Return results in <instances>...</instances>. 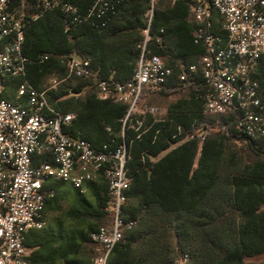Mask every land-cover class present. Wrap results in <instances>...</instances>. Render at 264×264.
Returning a JSON list of instances; mask_svg holds the SVG:
<instances>
[{
    "label": "trees",
    "instance_id": "trees-1",
    "mask_svg": "<svg viewBox=\"0 0 264 264\" xmlns=\"http://www.w3.org/2000/svg\"><path fill=\"white\" fill-rule=\"evenodd\" d=\"M19 1L13 0L17 5ZM24 1L30 14L31 6L37 0ZM59 1L75 10H65L57 5L31 19L25 31L23 52L30 61L26 78L42 89L49 78L66 75L60 58L62 54L77 52L89 59L90 78L62 81L57 88L46 92L47 100L62 112L75 113L71 122L63 126L64 133L86 139L97 149L104 143L112 146L123 141L127 143L131 153L130 184L125 191L127 203L122 207V213L124 217L134 219L135 226L114 245L108 263L176 264L187 256L182 264H245L246 258L264 254V149L236 128L237 114H220L224 133L218 132L204 139L196 135L184 139L187 132L196 131L207 121V115L202 112L200 91L189 88L198 107L195 128L191 120L196 116L188 110L173 112L160 121L145 118L140 136L129 122L123 128L121 119L129 106L98 97L95 81L108 78L109 74H95V64L98 62L97 49H102L101 37L126 0L101 16L89 15L95 0ZM167 17L166 13L164 18ZM158 18L160 16L155 15L151 21V38L146 47L152 53L162 55L164 43L161 38L157 39L162 31L158 30ZM193 30L185 43L203 54V45L195 43ZM137 54L138 49L136 57ZM44 55L48 57L44 58ZM179 71L178 67L174 68L171 86L175 85ZM255 78L264 102V59L258 62ZM5 80L13 82V86L9 93L4 92L3 87L0 96L11 98L22 79L5 76ZM85 85L90 87L82 93ZM231 139L247 145L255 156L252 163L240 167L234 161L231 169L224 166L222 145ZM99 174L103 176L99 183L104 188L95 193L96 203L91 206L92 211L85 214L87 219L82 221L84 229L80 236L63 241L64 235L58 234L56 241L58 244L64 242L67 254L77 255V264L84 263L79 257L83 245L93 243L90 232L102 225L100 222L109 214L106 207L111 199L107 179L102 171ZM95 186H98L95 181L87 184L88 189ZM45 189L54 191L47 196V204L56 197L57 189ZM76 194L79 200L85 199V192L78 188ZM49 242L45 239L40 246Z\"/></svg>",
    "mask_w": 264,
    "mask_h": 264
},
{
    "label": "built area",
    "instance_id": "built-area-1",
    "mask_svg": "<svg viewBox=\"0 0 264 264\" xmlns=\"http://www.w3.org/2000/svg\"><path fill=\"white\" fill-rule=\"evenodd\" d=\"M121 1L95 0L89 15L101 16ZM188 1L194 41L204 48L199 61L180 64L176 83L171 86L168 81L174 68L147 49L145 38L132 75L125 80L113 75L96 80L98 97L128 104L121 119L123 128L129 122L140 136L143 114L157 110L151 106L134 113L137 116L132 114L144 90L193 88L200 91L204 115L236 113V128L264 149V102L255 78L258 62L264 59V0ZM57 5L75 10L59 0H37L29 14L24 0L18 5L13 0H0V93L5 76L22 79L17 99L0 96V264H29L25 237L29 229L46 224L45 201L54 192L44 188L48 179L70 182L81 192L101 171L107 179L110 221L89 234L98 250L91 264H109L114 245L135 226V220L122 213L130 184L127 143H104L97 149L86 139L64 133L63 126L75 114L54 107L47 100V90L36 88L26 78L30 61L23 52L25 31L31 19ZM60 58L66 77L90 78L89 59L75 52ZM187 135L195 136L192 131ZM205 136L201 134V139ZM35 156H40L36 163ZM186 260L183 256L180 264Z\"/></svg>",
    "mask_w": 264,
    "mask_h": 264
},
{
    "label": "crops",
    "instance_id": "crops-1",
    "mask_svg": "<svg viewBox=\"0 0 264 264\" xmlns=\"http://www.w3.org/2000/svg\"><path fill=\"white\" fill-rule=\"evenodd\" d=\"M27 12H30V8H27ZM166 13L168 17L164 18ZM155 15L160 16L157 20L159 24L158 30H162L161 35L158 36L157 39L159 40V38H161L164 43L163 54L160 55L161 58L175 69L180 64L188 65L197 63L202 53H200L199 49H192L190 45L185 43V40L192 34V29H194V20L190 13V4L188 0H156L154 3L150 0H126L117 16L113 19L109 29L106 30L101 37L100 44L102 49L101 47L97 49L96 58L98 62L95 64V74H109V76H116V78L120 80L128 79L137 66L141 42H144L145 38H147V46L148 41H150V25ZM160 21L163 22L160 24ZM137 49L139 50V54H137L136 57L135 52ZM99 59H101L102 62L99 63ZM16 78L20 77L16 76ZM69 79L76 80L75 77H66V75L61 78L56 76L51 77L48 79L51 80V84H48L47 80L45 87L42 89L48 91L49 89L57 88L62 81ZM173 82L174 78L172 77L169 79L168 84L171 85ZM12 86L13 82H7L5 80L3 81L4 89H2L4 92L7 91L9 93V89ZM89 87L90 85H85L82 89V93L88 90ZM17 88L18 87H16L13 96L6 99H17ZM169 90L174 89H166V91ZM70 92V94H75L72 91ZM165 92L144 90L138 101L136 109L139 111L138 113L143 112L140 103L146 96L164 95ZM190 94L191 92L189 88H187L184 89V94L170 99L164 104L157 102H155V104L153 102L157 111L161 110L163 117L157 118L155 114L148 112L143 115L145 118H152L153 121H160L173 112L188 110L189 113L195 114L196 116L191 120V124L195 125L198 122V107H196ZM76 95L78 94L76 93ZM196 126L197 125H195L194 128ZM176 144L177 143L172 146ZM39 159L40 156H35V163L39 161ZM100 177L103 176L98 173L87 183L89 184L95 181L98 183V186L92 187L91 189L87 188L83 201L77 198L76 187L70 182L59 179H48L44 183V188L57 189L56 197H53V199L45 204L46 224L43 227L44 229L31 228L26 233L25 246L27 248V259L29 264H72L71 262L77 264L79 260L77 255L67 254L64 242L58 244L56 242L58 240L57 237L58 234H63L64 237L62 240L65 241L68 238L80 236L81 231L84 229L82 221L87 219L85 214L91 212V206L96 203L95 193L104 188L103 184L99 183ZM109 220L110 217L109 214H107L100 224H107ZM93 222L96 221L93 220ZM45 239L51 242L44 247L40 246ZM89 245L91 246L92 243L89 242L83 245V252L79 256L84 260L82 264H90L92 261V251H86V247Z\"/></svg>",
    "mask_w": 264,
    "mask_h": 264
},
{
    "label": "rangeland",
    "instance_id": "rangeland-1",
    "mask_svg": "<svg viewBox=\"0 0 264 264\" xmlns=\"http://www.w3.org/2000/svg\"><path fill=\"white\" fill-rule=\"evenodd\" d=\"M143 43V42H142ZM48 84H51V80H48ZM184 89L187 87H181L174 90H169L164 93V95H152L146 96L140 103L142 109L154 106V103L164 104L170 99L184 94ZM154 102V103H153ZM156 104V103H155ZM138 110L133 111L132 114L138 113ZM157 118L163 117L161 110H156L154 113ZM218 132L224 133L225 127L220 121V115H207V121L203 123L199 128L196 129L193 133L201 138V134L206 136L217 134ZM191 138L189 135H186L184 139ZM223 162L224 166L228 169H231L233 164L237 162L240 167H243L246 164H250L255 159L254 154L247 147V145L239 140L231 139L223 142ZM235 161V162H234ZM86 251H92V258L98 253L97 245L92 243V245L86 247ZM176 264H180L178 261ZM245 264H264V254L257 255L255 257L246 258Z\"/></svg>",
    "mask_w": 264,
    "mask_h": 264
}]
</instances>
